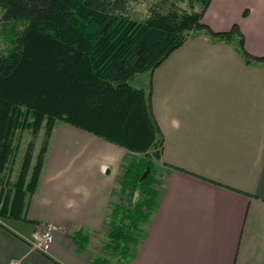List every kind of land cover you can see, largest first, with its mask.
Masks as SVG:
<instances>
[{
  "label": "crops",
  "instance_id": "1",
  "mask_svg": "<svg viewBox=\"0 0 264 264\" xmlns=\"http://www.w3.org/2000/svg\"><path fill=\"white\" fill-rule=\"evenodd\" d=\"M202 22L237 24L245 50L264 57V0H211ZM236 46L191 37L140 85L163 138L164 182L129 264H264V62L246 63ZM52 138L27 221H0V264H90V248L69 236L106 228L128 151L63 122ZM36 222L56 227L46 254L29 245Z\"/></svg>",
  "mask_w": 264,
  "mask_h": 264
},
{
  "label": "trees",
  "instance_id": "2",
  "mask_svg": "<svg viewBox=\"0 0 264 264\" xmlns=\"http://www.w3.org/2000/svg\"><path fill=\"white\" fill-rule=\"evenodd\" d=\"M137 1L0 0L2 19L26 24L9 53L0 55V217L27 221L26 200L39 184L57 122L131 154L122 164L119 196L112 195L102 256H93L90 264H112L116 257V264H129L162 194V174L153 159L160 160L163 138L150 88L133 85L135 77L152 73L175 49L200 34L235 42L246 63L264 62V57L245 50L237 24L230 31L215 32L202 22L211 0H186L188 9L176 0L169 5L159 0L143 20L125 15ZM25 131H31L32 139L11 183ZM69 238L77 251L89 249L90 233L79 229Z\"/></svg>",
  "mask_w": 264,
  "mask_h": 264
},
{
  "label": "rangeland",
  "instance_id": "3",
  "mask_svg": "<svg viewBox=\"0 0 264 264\" xmlns=\"http://www.w3.org/2000/svg\"><path fill=\"white\" fill-rule=\"evenodd\" d=\"M159 0H138L137 2H132L131 4V11L128 14H125L126 16H129L130 18L133 19H138V20H143L145 19L148 15H149V9H150V5L152 6L155 2H157ZM172 1L174 0H167V5H169ZM178 1V2H177ZM176 3L179 7L184 8V9H188V3L186 0L181 1V0H176ZM197 8H200V6H197ZM4 14V9L0 6V55H6L9 53V51L13 48L15 40H16V36L25 28L26 24L23 21H6L4 19H2ZM149 75V73H146L144 75H139L136 76L134 81H133V85L138 86L141 85L142 83L145 85V87H147V76ZM60 123V122H57ZM64 123V122H63ZM44 137V128L40 131L39 136L36 140V152L37 150L40 148L41 144H42V140ZM32 139V134L31 131H25L22 134V138H21V148L20 151L17 153V156L15 158V163L13 164L12 167V176H11V183L12 181H15L16 177H17V173L19 172L20 169V165L22 163V158L24 156L27 144L29 143V141ZM50 146L49 148L52 150H49L50 153H52L53 148V138L50 141ZM81 141H78V143H75L74 146H77L78 150H81ZM131 154H128L125 156L124 158V162H127L130 159ZM155 164L157 166H159V162L154 158L153 159ZM118 175H117V180H116V187L115 189L112 191V195L115 192L116 196H119V181L120 178L122 176V166H120L119 170H118ZM161 185L164 182V177L163 175H159L158 176ZM111 195V200H113ZM6 221V218H2L0 217V221ZM39 225V224H38ZM38 225H34L32 226V231H34V229L38 226ZM105 229L102 232H98L96 234H92L91 235V240L89 243V248L91 250V252L93 253V256H102V244L103 242L106 240V232H107V226L105 225ZM118 260V257L116 258H112V264H116Z\"/></svg>",
  "mask_w": 264,
  "mask_h": 264
},
{
  "label": "built area",
  "instance_id": "4",
  "mask_svg": "<svg viewBox=\"0 0 264 264\" xmlns=\"http://www.w3.org/2000/svg\"><path fill=\"white\" fill-rule=\"evenodd\" d=\"M56 227L52 224H39L32 231L29 245L35 251L46 254L54 242ZM12 264H19L18 262Z\"/></svg>",
  "mask_w": 264,
  "mask_h": 264
}]
</instances>
